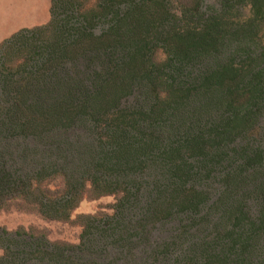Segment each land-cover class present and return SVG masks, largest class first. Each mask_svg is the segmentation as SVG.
<instances>
[{
    "label": "trees",
    "instance_id": "1",
    "mask_svg": "<svg viewBox=\"0 0 264 264\" xmlns=\"http://www.w3.org/2000/svg\"><path fill=\"white\" fill-rule=\"evenodd\" d=\"M50 2L0 45V215L80 232L0 264H264V0Z\"/></svg>",
    "mask_w": 264,
    "mask_h": 264
},
{
    "label": "rangeland",
    "instance_id": "2",
    "mask_svg": "<svg viewBox=\"0 0 264 264\" xmlns=\"http://www.w3.org/2000/svg\"><path fill=\"white\" fill-rule=\"evenodd\" d=\"M50 0H0V45L16 32L47 24L51 19ZM113 198H103L100 201L84 200L72 216L73 220L80 214H93L101 207L113 202ZM0 227L13 231L19 227H30L46 230L51 240H66L77 242L80 229L71 224L47 223L34 215L18 212L0 215ZM3 251L0 249V255Z\"/></svg>",
    "mask_w": 264,
    "mask_h": 264
}]
</instances>
